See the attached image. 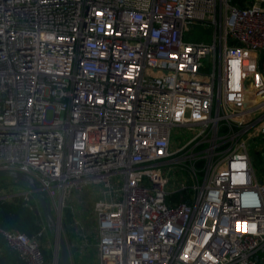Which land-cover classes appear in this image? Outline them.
Here are the masks:
<instances>
[{
    "label": "built area",
    "instance_id": "built-area-1",
    "mask_svg": "<svg viewBox=\"0 0 264 264\" xmlns=\"http://www.w3.org/2000/svg\"><path fill=\"white\" fill-rule=\"evenodd\" d=\"M251 144L264 159V0H0V170L60 207L72 264L91 242L63 202L93 184L98 264H264ZM45 230L0 224L21 262L60 264Z\"/></svg>",
    "mask_w": 264,
    "mask_h": 264
},
{
    "label": "rangeland",
    "instance_id": "rangeland-1",
    "mask_svg": "<svg viewBox=\"0 0 264 264\" xmlns=\"http://www.w3.org/2000/svg\"><path fill=\"white\" fill-rule=\"evenodd\" d=\"M242 4H246L250 0H241ZM241 4V3H240ZM189 39L192 41H211L213 32L211 28L204 27L203 25L196 26L188 33ZM194 134V131L188 130L185 127L178 128L173 132V138L176 140V146H180L189 140ZM250 153L254 158V167L260 178H264V159L260 156L257 144L250 145ZM167 165H163L166 167ZM30 190L29 183L15 177L4 176L0 178V194L10 193H23ZM101 197V187L99 185H87L82 190L73 188L72 191L65 197L63 213L65 209L69 208L72 215L76 216L85 227V232L88 233L89 241L91 242L87 253L88 255L80 256L79 252L75 249L72 250L74 257V264H98V250L96 246L97 230H96V217H95V203ZM55 209V208H54ZM60 207L54 210L56 216L60 217ZM40 212L43 214L41 207ZM41 214V215H42ZM43 216V215H42ZM46 226V224L44 223ZM48 227V228H47ZM72 228V226H71ZM48 235L41 238V243L50 250L59 249L58 247V230L64 234L65 238L70 234L69 228L65 225V219L58 220V228L53 226L52 230L46 226ZM71 230V229H70ZM50 238V239H49ZM45 248V249H46ZM51 253V251H48ZM49 258L47 259V261ZM61 261V260H60ZM61 264V262H60Z\"/></svg>",
    "mask_w": 264,
    "mask_h": 264
},
{
    "label": "trees",
    "instance_id": "trees-1",
    "mask_svg": "<svg viewBox=\"0 0 264 264\" xmlns=\"http://www.w3.org/2000/svg\"><path fill=\"white\" fill-rule=\"evenodd\" d=\"M234 2L241 3V0H233ZM260 156L262 154L260 153ZM31 204H35L34 199H30ZM36 208H31L30 205L23 198H18L15 202L0 200V224L5 229L18 228L26 232L29 236L37 235L43 228L44 223L47 226V222L44 215L36 213ZM66 221L72 220V212L69 208L65 209ZM65 225L68 227L67 223ZM48 228V227H47ZM70 228V227H68ZM74 236L71 237V239ZM0 247H2V253L0 254V264H25L21 262L17 255L10 251L6 245L5 240L0 235ZM46 259L49 255L45 249H43Z\"/></svg>",
    "mask_w": 264,
    "mask_h": 264
},
{
    "label": "water",
    "instance_id": "water-1",
    "mask_svg": "<svg viewBox=\"0 0 264 264\" xmlns=\"http://www.w3.org/2000/svg\"><path fill=\"white\" fill-rule=\"evenodd\" d=\"M4 176L15 177L20 180L28 182L30 186V191H32L39 199L40 207L48 226L51 228V230L53 226H56L58 228V219L52 210L51 203L46 197V194L38 188L33 177H31L27 173L20 171L0 170V178ZM38 212L40 213L39 210ZM58 244H59L61 264H72L66 238L64 234L61 233L59 230H58Z\"/></svg>",
    "mask_w": 264,
    "mask_h": 264
},
{
    "label": "crops",
    "instance_id": "crops-1",
    "mask_svg": "<svg viewBox=\"0 0 264 264\" xmlns=\"http://www.w3.org/2000/svg\"><path fill=\"white\" fill-rule=\"evenodd\" d=\"M48 235V230H45V236ZM44 237V235H43ZM50 239V238H49ZM43 243V242H42ZM77 243H81V240H78ZM80 249L78 250L80 256H85V255H88V253H86V251H81L82 248H81V245H79ZM46 247L43 245V249H45ZM76 250V248H73ZM49 255V260L48 262H51L53 259H56V257L59 258V260H61L60 258V252H59V249H54V250H50L48 248L45 249ZM48 251H51V253H49ZM61 262V261H60Z\"/></svg>",
    "mask_w": 264,
    "mask_h": 264
},
{
    "label": "snow or ice",
    "instance_id": "snow-or-ice-1",
    "mask_svg": "<svg viewBox=\"0 0 264 264\" xmlns=\"http://www.w3.org/2000/svg\"><path fill=\"white\" fill-rule=\"evenodd\" d=\"M239 230V229H238ZM253 230H255V226H253Z\"/></svg>",
    "mask_w": 264,
    "mask_h": 264
}]
</instances>
